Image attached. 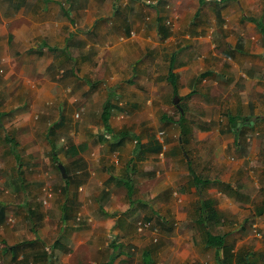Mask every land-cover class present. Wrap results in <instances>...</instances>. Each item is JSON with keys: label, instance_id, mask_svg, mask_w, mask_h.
I'll use <instances>...</instances> for the list:
<instances>
[{"label": "crops", "instance_id": "crops-1", "mask_svg": "<svg viewBox=\"0 0 264 264\" xmlns=\"http://www.w3.org/2000/svg\"><path fill=\"white\" fill-rule=\"evenodd\" d=\"M30 3H33V6L28 7ZM70 5L73 8H70ZM185 17L186 21L189 20L186 25L184 23ZM135 19L136 26L131 27ZM237 24L239 25L237 30L240 29L238 32L233 29ZM101 25H103V28L100 32ZM188 26L192 28V37L190 33L185 34ZM262 28H264V0H0V57L3 58L0 66L4 65L0 67V81H2L1 78L4 80L12 75V69L9 67L11 64L10 59L22 55V59L18 58L19 63L20 60L28 62L24 60L25 55L45 57L47 53L51 54L50 57H47V66L51 64L48 68L56 70V73L53 71L50 73L59 78L63 77L62 79L66 81L81 78L80 81H75L74 84L85 80L86 83L94 85L95 80H92L93 73L91 71L96 69L98 65L95 64V68L87 69L92 60H95V62L100 60L101 63H106V65L113 63V61L115 62L114 65H118V62L122 61V68L129 66L132 76H137L136 71L138 72L139 69L140 71H151L158 75L159 67H157V64L160 63V60L164 62V59L158 56L160 53L158 47L160 46L167 54L168 66L166 65V69L162 71L161 80L157 81L169 83L172 94L179 96L178 98L181 100L179 106L177 105L179 107V117H181L180 110L183 111L184 109L188 117L184 128L177 121H174L178 125V137L181 145L189 144L196 137L194 130L196 123L190 118L193 114L189 115L187 112L195 102L193 97L196 94L209 96L206 91L198 93L195 84L211 79L234 81V87L237 91L245 89L240 91L241 95L238 94L240 99L243 98L244 105L234 107V109L228 108V120L225 129L215 128L218 122L211 127V129L215 128V136L213 137L214 141L208 139V142L215 143L216 148L209 146V150H213V156L204 155L203 160L207 163L208 170H197L190 161L191 156L185 153L187 155L188 170L164 171V173L169 172L174 177L168 182L172 187L177 186L176 191L173 192L174 195L192 189L200 191V198L197 201L189 199L185 203L181 200L172 199L173 203L170 202L169 207V201L166 202L161 198L163 203H167L165 206L162 204V207H167L165 210H168L171 217L160 211H153V215L144 213L131 217L135 221L140 219L159 220L161 223L163 221L162 224L164 225L166 220L182 219L178 217L182 208H191V211H193L195 207V222L198 224L201 215L200 206L203 200L212 199L219 210V220L213 222L211 226L213 224L219 226L227 221V218H224L221 213L227 204L226 202L239 201L248 206L246 209L249 213L255 211V215H258L256 217L257 224L262 228L264 227V33ZM79 29L95 32L98 30L100 39L102 37L104 40L96 43L84 41L82 45H73L70 37ZM223 31H230L226 36V42L219 38L222 36L219 32L223 34ZM96 36L94 33V40ZM179 36L191 37L194 41L192 55L184 52V44H180L181 46L176 49H168V43H171L170 40ZM133 43L137 44L130 49L128 44ZM92 44L103 49H98V54L96 51H89L90 47L93 46ZM237 44L238 48H234ZM78 47L79 53L77 55L72 54V49ZM107 47L110 48V51L105 53L104 48ZM228 47H231L230 51ZM239 47H243L244 50H239ZM118 55L123 58L120 57L119 60H116L115 57H118ZM64 59L66 60L61 65L66 63H70V65L60 75L57 69L60 65L59 61ZM83 60H87V63H83ZM140 64H143V67H140ZM170 66H173V71L177 76V95L172 84L168 81ZM116 67L119 69V65ZM39 68H37L38 72L46 76L45 70ZM109 69L115 70L111 65ZM82 70L86 73H83ZM112 76L115 78L116 75L113 74ZM241 76L242 80L238 81L237 79ZM148 78L146 77V79ZM2 82L4 83V81ZM45 83L48 84V82ZM181 84L188 90L183 91L184 88L181 87ZM119 86L120 84L110 88L109 93L113 92L115 97L118 96L116 91ZM65 87L69 86L66 85ZM2 89L5 90L4 87H0V94H2ZM239 98L235 97L233 101L237 102ZM234 118L241 120L233 128L232 121ZM169 122H173L172 119L163 123ZM210 132L212 131L199 132L198 135L202 137ZM169 133L170 139L176 136L171 128ZM241 135L247 140L245 152L240 149L242 148ZM6 139L8 142H12L10 153L0 152V160L12 154L16 161L20 155L17 153L16 141L10 138L9 135L6 136ZM140 142L142 146L134 149L136 156L140 157L149 151L150 154L162 151L160 146L154 147V139L146 142L141 139ZM209 143L206 142V145H210ZM73 146L78 148L77 145L72 144L69 149L72 153H78L80 148H78V151H74ZM121 147L123 146L112 147L109 145V149L113 153H116ZM14 148L16 149L15 153L12 151ZM195 148L196 146L193 145L191 152L193 151L192 156L197 157ZM227 149H229L228 153ZM53 152L57 153L55 149ZM136 156L133 154L125 162L123 169L119 170L120 172L109 171L101 190L105 189V193H109L107 187L112 183L117 187H123L129 195L130 208H135L136 204H140L145 208L147 202L141 196L134 198V195L138 193L135 177L143 175L155 178L159 170H140L135 160ZM52 158H54V155H52ZM171 162L177 163V160L174 159ZM1 163H3V160H1ZM251 163H254L255 166L259 163L263 170L256 171V177H252L254 182L250 180L245 182V179L238 184L237 181L240 178L253 172V170L238 169L240 167L248 169ZM204 164L200 167L204 168ZM180 172L183 173L184 177L188 176V179L184 178L181 181L179 179ZM24 175L23 166L20 170L19 168L18 170L0 169V264H53L52 259L56 260L55 264L62 263L59 262L58 252L62 251L63 253L66 249L68 251L69 247L64 244L66 243V237L63 241L60 238L56 239L51 250L47 248L48 244L40 233L41 228L45 226L43 214L50 211L54 215V212L51 209L43 210L41 205L37 206L31 201L35 198L36 193L37 196H42V188L40 183L36 182L37 180L33 182L30 188H26L29 181ZM196 175L212 180V182L198 187L194 182ZM66 181L70 182V179H66ZM220 181L230 184L240 193H230L226 186L221 188ZM175 182L178 185H174ZM185 182H189L186 188L182 187ZM249 185L252 189L245 190ZM204 192H209L210 195H204ZM254 193L256 194L254 195ZM222 195L229 200L219 203V200L222 201ZM257 195L258 199L254 204V197ZM76 197L77 194L75 193L73 199H66L61 205L65 209L62 210L63 214L61 215L64 220L74 212L77 203ZM136 199L137 201H135ZM150 206L154 207V204L150 203ZM233 215L234 212L231 211L230 216ZM190 216L192 217L191 212L190 215L186 212L183 220H188ZM168 227L171 226H163L164 229ZM233 232L225 230L216 233L226 234L227 240L231 244L234 241L236 245V247L233 246L234 250L249 251L243 248L245 247L242 245L243 241L235 240ZM192 234L191 229L185 235L186 243H189L191 250L179 247L177 248L179 252L175 257L177 250L172 249L170 251V248L169 258L174 262L175 258L180 259L182 260L181 263L183 262L182 264H217L216 250L211 247L207 248L204 245L210 250L202 253V249L196 248V245L203 243V236L202 240L199 241ZM249 238L254 239V236L252 235ZM155 243L159 242H153L143 248L141 254L143 264H147L146 261L149 259L151 260H149L150 264H155L154 251L157 252L160 260L157 264H168L169 258H163L164 256L159 253V247H156L158 244ZM113 244L115 243L113 242ZM212 249H214V252H212ZM118 253H122V248ZM113 254L112 251L110 259L107 261L111 262L110 264H120L121 262L115 263L113 261L116 255ZM250 254L251 256L254 254L257 256L262 255V262H264V249L260 243L256 244ZM70 255V253L65 254V263L69 260ZM124 255L121 254V256ZM250 260L253 264H261L255 258L251 257Z\"/></svg>", "mask_w": 264, "mask_h": 264}, {"label": "rangeland", "instance_id": "rangeland-1", "mask_svg": "<svg viewBox=\"0 0 264 264\" xmlns=\"http://www.w3.org/2000/svg\"><path fill=\"white\" fill-rule=\"evenodd\" d=\"M32 4H28V7L33 6ZM70 8L73 7L70 5ZM184 23L185 25L189 23V20L186 21V17ZM135 26L136 19L131 27ZM102 28L103 25L99 28L100 32ZM237 28H239L238 24L233 29H236L237 32L240 31ZM100 32L98 33V30L95 32L79 29L78 32L71 35V43L82 45L84 41L99 42L104 40L102 37L100 39ZM94 33L97 35L95 40ZM187 33H190L191 37L193 36L190 26H188L185 34ZM229 33L230 31H223V34L219 32L222 35L219 37L220 40L226 42V36ZM191 37H173L170 40L171 43H168V49H176L184 44V52L192 55L194 41ZM136 44H128V47L134 48ZM92 45L89 51H96L97 54L98 49H103L96 47L95 44ZM158 48L160 51L158 56L164 59V62L160 60V63L157 64L159 67L158 75L151 71H140L139 69L138 72L136 71L137 76H132L129 66L122 68V61L118 62L119 69H117L116 66L118 65H114V61L106 65L100 60L98 62L92 60L87 69L95 68V64L98 65L96 69L91 71L93 73L92 80H95L94 85L96 86L86 83L85 80L74 84L81 78L66 81L62 79L63 77L60 79L50 73L52 71L56 73V70L48 68L51 64L47 66V57H50L51 54L47 53L45 57L25 55L24 60L28 62L20 60L19 63L18 58L20 59L22 55L10 59L9 67L12 69V75L4 80L1 78L4 83L0 81V87H4L5 90L2 89V94H0V112H2L0 116V152L10 153L12 142H8L6 139V136L9 135L16 141L17 153L20 155L19 160L16 161L12 154L1 159L3 163L0 160V169L18 170L19 168L20 170L23 166L24 176L29 181L26 188H30L35 180L40 183L42 196H37L36 193L35 198L31 201L37 206L41 205L43 210L51 209L54 212V215L50 211L44 212L45 226L42 225L40 233L44 236L49 250H51L56 239L60 238L63 241L64 237H66L64 244L69 247L68 251L66 249L63 253L62 251L58 252L59 262L65 263L64 256L66 253H70L69 260L66 261L67 264H102L110 259V254L113 251V255L116 254L115 260H113L115 263L143 264L141 255L143 248L153 242H159L155 243L158 244L156 247H159V253L164 256L163 258H169L170 248V251L172 249L177 250L179 247L191 250L189 243H186L187 239H185V235L191 229L192 236L199 241L202 240L203 227L200 222L198 224L195 222V207L193 211L191 208H182L178 215L182 219L166 220L164 225L162 224L163 221L162 223L159 220L140 219L135 221L133 217L144 213L153 215V211H160L171 217L168 210H165L167 207L164 208L167 203H163L161 198L166 202L169 201L168 207L173 200H181L185 203L189 199L197 201L200 198V191L192 189L174 195L173 192L176 191L177 186L172 187L168 184L173 176L169 172L164 173V171L188 170L185 153L191 156L190 161L197 170H208L207 163L203 160L204 155L213 156V150H209V146L216 148L215 143H209L208 139L213 140L215 128H226L228 108L234 109V107L244 105L243 98L240 99L238 94L245 89L237 91L234 87V81L220 79H211L195 84L198 93L206 91L209 96L196 94L193 97L195 102L192 101L193 104L187 112L189 115L193 114L190 118L196 123L194 126L196 137L189 144L181 145L178 137V125L174 122L179 117L178 106L181 100L178 98L179 96L172 94L168 82L157 81L161 80L162 71L166 69L167 65V54L160 46ZM228 48L230 51L231 47ZM234 48H238V44ZM239 50L243 51L244 48L239 47ZM104 51L108 53L110 48H104ZM78 53L79 47L72 49V54L77 55ZM120 57L122 56L118 55L115 59L119 60ZM2 59L0 57V62ZM65 60L59 61L60 65L57 71L60 75L70 65V63L61 65ZM82 62L86 64L87 60ZM143 64H140V67H143ZM110 65L115 70H110ZM3 66L2 64L0 67ZM38 67L45 70L46 76L38 72ZM84 70L82 72L86 73ZM113 74L116 75L115 78L112 76ZM25 77L27 78L25 79ZM146 77L149 78L146 79ZM237 80L241 81L242 76ZM50 82L51 84H49ZM119 84L120 86L116 91L118 96L113 98L115 108L111 117V125L117 130L126 128L138 138H128L123 147L113 153L109 149V145L112 144V135L105 134L100 115L104 102L109 96L110 88ZM66 85L69 87H65ZM181 87L184 88L185 86L181 84ZM184 90L188 89L184 88ZM235 97L239 98L237 102L233 101ZM41 101H43L42 104ZM162 113L168 114L173 122L163 123L160 118ZM216 122H218L216 127L211 129ZM52 123L54 125L51 126ZM170 128L176 135L172 139L169 138ZM208 131L212 132L199 137V132ZM137 139H142L143 142L154 139V147L160 146L162 151L154 154H150L149 151L140 157L136 156L134 149L138 144ZM240 139L242 147L240 149L245 152L247 140L244 139L243 135ZM206 142L210 145H206ZM72 144L80 148L78 153H72L69 149ZM193 145L196 146L197 157L192 156L191 147ZM54 149L57 153L53 152ZM228 152L229 149H227ZM133 154L136 156L135 160L140 170H159L155 178L143 175L135 177L138 193L134 195V198L141 196L147 202L145 208L140 204H136L135 208H130V198L123 187H117L112 183L107 187L109 193H105V189L101 190L109 175L108 172H120L119 170L123 169V165ZM52 155H57V159L52 158ZM174 159L177 160V163L171 162ZM202 164H204V168L200 167ZM61 167H65L68 174L66 178ZM238 170H253L246 177L240 178L237 181L239 184L245 179V182L249 180L254 182L253 178L257 175L256 171L263 169L259 163L256 166L251 163L248 169L240 167ZM184 178L187 180L188 176L184 177L183 173L180 172L179 179L182 181ZM66 179H70V182ZM187 184L189 182H185L182 187L186 188ZM174 185L178 184L175 182ZM250 185L245 190L252 189ZM75 193L77 194V203L74 212L64 220L61 215L63 214L62 210L65 209L61 205L66 199H73ZM203 194L210 195L209 192ZM257 199L258 195L254 197V204H256ZM225 200L229 199L222 195V201L219 200V203H223ZM150 203L154 204V207H151ZM226 203L221 213L224 218H227V221L219 226L217 224L209 225L212 227L208 226L209 229L214 232L234 231L235 240L243 241L242 245L245 246L243 248L249 250V254L257 243H260L264 249V227L262 229L257 224L256 217L258 215H255V211L249 213L246 209L248 206L243 202L228 201ZM162 204H164L163 207ZM231 211L234 212L233 216H230ZM186 212L189 215L191 212L192 217L183 220ZM167 225L171 227L164 229L163 226ZM64 228L65 232L63 233ZM252 235L254 239L249 238ZM233 246L236 247L234 241ZM121 248L122 253H118ZM196 248L202 249V253L210 250L203 243L196 245ZM211 248L215 249V247ZM178 252L177 250L175 257ZM153 253L156 259L155 264H157L160 260L157 252L154 251ZM121 254L125 255L121 256ZM249 257L259 260L261 264L264 263L262 262V255L254 254L251 256L250 254ZM181 261L175 258L174 262L169 258L168 264H182ZM52 263L55 264L56 260L52 259Z\"/></svg>", "mask_w": 264, "mask_h": 264}, {"label": "trees", "instance_id": "trees-1", "mask_svg": "<svg viewBox=\"0 0 264 264\" xmlns=\"http://www.w3.org/2000/svg\"><path fill=\"white\" fill-rule=\"evenodd\" d=\"M263 33H264V28ZM177 76L176 73L173 71V66H170L169 73H168V81L172 84L174 88V92L177 95L178 94V82H177ZM115 97V94L113 92L109 93L108 98L104 102L102 111H101V120L104 125L105 134H111L112 135V147H120L123 146L128 138L137 137V135L132 134V132L126 128L122 129H114V127L111 125L110 119L112 117L113 110L115 108V103L113 98ZM181 112V117L177 118L175 121L179 125H181L184 128V124L186 119L188 118L186 116L185 109ZM1 116V112H0ZM162 121H169L171 120L169 115L166 113H163ZM246 119V118H242ZM241 120L239 118H234L232 121V126L234 128L235 125H237V122ZM215 124V123H214ZM11 138V137H10ZM140 139H137V147H141L142 143L140 142ZM14 144V143H13ZM15 145V144H14ZM16 146V145H15ZM74 147V151H78V148L76 146ZM12 151L15 153L16 149H12ZM55 159H57L56 155L54 156ZM19 160V158H18ZM22 166V165H21ZM113 178V176H112ZM129 183L128 181H126ZM194 182L198 185V187L206 184L211 183L212 180L202 178L201 176L196 175L194 178ZM221 188L226 186L228 191L230 193H237V189H235L230 184H227L226 182L220 181ZM130 186V185H129ZM203 188V187H202ZM129 192H131L129 190ZM240 193V192H238ZM201 209V215L199 218V222L203 227V243L206 247H215L216 250V260L217 264H253V262L250 260L249 257V251L244 250H234L233 244L229 243L227 240L226 234L216 233L213 232L211 229H209V225H211L213 222L219 220V210L215 206L214 200H203L202 205L200 206ZM207 227V228H205ZM150 260V259H149ZM146 261L147 264H150V261ZM112 261V260H111ZM111 262L106 261L103 264H110ZM62 264V263H58Z\"/></svg>", "mask_w": 264, "mask_h": 264}, {"label": "water", "instance_id": "water-1", "mask_svg": "<svg viewBox=\"0 0 264 264\" xmlns=\"http://www.w3.org/2000/svg\"><path fill=\"white\" fill-rule=\"evenodd\" d=\"M61 168H62V170H63L64 176L66 177L68 174H67V172H66V170H65V167H61Z\"/></svg>", "mask_w": 264, "mask_h": 264}]
</instances>
